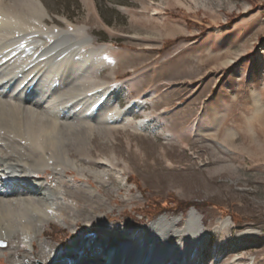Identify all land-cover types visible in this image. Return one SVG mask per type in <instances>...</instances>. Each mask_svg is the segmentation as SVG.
<instances>
[{"label": "rangeland", "instance_id": "obj_1", "mask_svg": "<svg viewBox=\"0 0 264 264\" xmlns=\"http://www.w3.org/2000/svg\"><path fill=\"white\" fill-rule=\"evenodd\" d=\"M42 2L48 26L83 28L106 46L92 87L129 108L125 125L94 132L88 149L69 152L108 171L105 183L67 171L106 196L105 222L133 229L194 207L208 233L197 261L264 264V0ZM100 234L84 222H51L40 240L56 258L79 260Z\"/></svg>", "mask_w": 264, "mask_h": 264}, {"label": "bare ground", "instance_id": "obj_2", "mask_svg": "<svg viewBox=\"0 0 264 264\" xmlns=\"http://www.w3.org/2000/svg\"><path fill=\"white\" fill-rule=\"evenodd\" d=\"M46 15L42 0H0V257L8 264H201L197 254L208 233L196 208L133 229L108 225L100 212L106 196L67 174L107 181L100 164L86 165L69 152L87 148L94 132L125 125L129 108H117L108 88L92 87L94 74L107 64L106 46H96L83 28L48 26ZM49 171L51 181L40 177ZM51 222L71 229L84 222L101 234L84 258L72 260L65 252L63 261L40 240ZM78 245L75 240L69 251ZM22 246L28 247L18 256Z\"/></svg>", "mask_w": 264, "mask_h": 264}, {"label": "water", "instance_id": "obj_3", "mask_svg": "<svg viewBox=\"0 0 264 264\" xmlns=\"http://www.w3.org/2000/svg\"><path fill=\"white\" fill-rule=\"evenodd\" d=\"M1 246H2V247H5V246H6V243H1Z\"/></svg>", "mask_w": 264, "mask_h": 264}]
</instances>
